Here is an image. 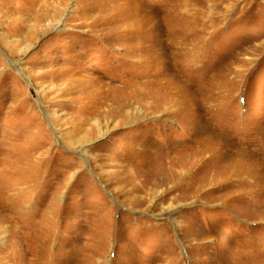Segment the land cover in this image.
Instances as JSON below:
<instances>
[{"label": "rangeland", "instance_id": "rangeland-1", "mask_svg": "<svg viewBox=\"0 0 264 264\" xmlns=\"http://www.w3.org/2000/svg\"><path fill=\"white\" fill-rule=\"evenodd\" d=\"M0 223V264H264V0H0Z\"/></svg>", "mask_w": 264, "mask_h": 264}, {"label": "bare ground", "instance_id": "bare-ground-1", "mask_svg": "<svg viewBox=\"0 0 264 264\" xmlns=\"http://www.w3.org/2000/svg\"><path fill=\"white\" fill-rule=\"evenodd\" d=\"M166 88V87H165ZM168 100V99H167ZM163 101V100H162ZM143 102V101H142ZM172 104H176L177 105V101H172ZM183 104H184V102L182 103V107H183ZM180 108V107H179ZM155 111V110H154ZM182 112V111H181ZM188 139V138H187ZM189 141V140H188ZM196 143V142H195ZM194 144V143H193ZM199 146V145H198ZM196 147V146H195ZM208 147V146H207ZM179 148V147H178ZM200 149V148H199ZM180 150V149H179ZM207 150H208V148H207ZM199 151V150H198ZM204 152H206L205 151V149L203 150ZM209 151V150H208ZM204 152H202V153H204ZM201 153V152H200ZM180 171H182V169H179ZM189 172V171H188ZM179 175H181V173L180 172H178V174H177V177L179 176ZM191 176V175H190ZM180 177V176H179ZM193 176H191V178H192ZM194 178V177H193ZM190 179V178H189ZM177 180V179H176ZM173 181V180H172ZM174 181H175V179H174ZM146 186V185H145ZM182 187V186H181ZM180 187V188H181ZM140 190V189H139ZM139 190H136V191H139ZM149 191V190H148ZM152 191V190H151ZM176 191V190H175ZM141 192V191H140ZM146 192V191H145ZM177 192V191H176ZM144 193V192H143ZM149 194H150V191H149ZM11 220V219H10ZM0 226H1V223H0ZM4 232H5V229H4ZM5 234V233H4ZM3 243V242H2ZM20 258H22V257H20ZM19 258V259H20ZM12 259H14V258H12ZM16 259V258H15ZM17 260V259H16ZM21 260V259H20ZM12 261V260H11ZM18 261V260H17ZM12 262H14V260L12 261ZM21 262V261H20ZM15 263H17V262H15ZM22 263V262H21ZM20 263V264H21Z\"/></svg>", "mask_w": 264, "mask_h": 264}]
</instances>
